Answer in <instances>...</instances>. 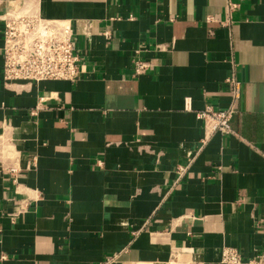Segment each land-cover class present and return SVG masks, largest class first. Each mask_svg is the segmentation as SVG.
<instances>
[{
	"label": "crops",
	"instance_id": "0c3cea01",
	"mask_svg": "<svg viewBox=\"0 0 264 264\" xmlns=\"http://www.w3.org/2000/svg\"><path fill=\"white\" fill-rule=\"evenodd\" d=\"M29 2L71 21L75 81L3 78V16ZM207 105H232V133L202 141ZM224 247L264 257V0H0V264Z\"/></svg>",
	"mask_w": 264,
	"mask_h": 264
},
{
	"label": "built area",
	"instance_id": "2783aa9c",
	"mask_svg": "<svg viewBox=\"0 0 264 264\" xmlns=\"http://www.w3.org/2000/svg\"><path fill=\"white\" fill-rule=\"evenodd\" d=\"M25 2L22 3L24 5ZM236 5L227 3L228 13ZM2 74L6 81L11 80H67L75 81L82 73V63L74 45V30L69 19H46L39 14H10L3 16ZM108 32L105 33L108 36ZM147 67L144 62H137L135 71ZM234 98L239 97V82L233 77ZM35 110L31 111L33 114ZM233 107L214 109L207 105L196 113L204 122L205 142L214 132L232 133L230 120ZM185 167H180L183 172ZM221 262L225 264H264V257L256 256L247 260L240 257L231 247L221 250Z\"/></svg>",
	"mask_w": 264,
	"mask_h": 264
},
{
	"label": "bare ground",
	"instance_id": "6f19581e",
	"mask_svg": "<svg viewBox=\"0 0 264 264\" xmlns=\"http://www.w3.org/2000/svg\"><path fill=\"white\" fill-rule=\"evenodd\" d=\"M24 8H25V7H24ZM22 10H23V9H22ZM25 10H28L30 14H35V13H37V7H36V5H33L32 2L27 3V9H25ZM25 12H26V11H25ZM10 14L16 15L15 13H10ZM21 14H24V13H21ZM178 262H179V261H178ZM178 262H177V263H178Z\"/></svg>",
	"mask_w": 264,
	"mask_h": 264
},
{
	"label": "rangeland",
	"instance_id": "374dc122",
	"mask_svg": "<svg viewBox=\"0 0 264 264\" xmlns=\"http://www.w3.org/2000/svg\"><path fill=\"white\" fill-rule=\"evenodd\" d=\"M171 261H173V262L172 263H168V264H181L179 262L177 263V260H175V259L174 260H171ZM171 261H169V262H171Z\"/></svg>",
	"mask_w": 264,
	"mask_h": 264
}]
</instances>
